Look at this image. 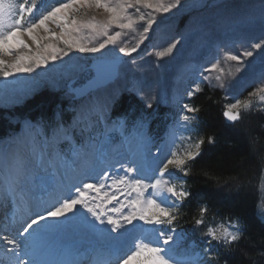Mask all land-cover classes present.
Instances as JSON below:
<instances>
[{
  "label": "snow or ice",
  "instance_id": "snow-or-ice-1",
  "mask_svg": "<svg viewBox=\"0 0 264 264\" xmlns=\"http://www.w3.org/2000/svg\"><path fill=\"white\" fill-rule=\"evenodd\" d=\"M181 7L182 0H57L55 6L40 12L37 0H0V79L48 68L50 63L71 58L74 52L104 55L105 50H114L113 66L121 57L133 58L131 62L135 63L141 46L151 39L153 25L158 27L166 14ZM91 10L104 14L102 23L96 22L95 16L85 19ZM83 29L100 39L91 45L80 43L75 34ZM45 41H59L63 47ZM180 44V39H174L164 50L148 54L163 59L177 51ZM23 49L30 54H20ZM217 53L218 58L209 66H202L199 77L210 85L214 80L216 86L226 88V77L235 74L225 73L221 63L234 62L235 72H244L256 55L264 57V36L246 45L241 43L236 51L218 46ZM70 91L84 94L76 88ZM201 91L200 82H196L185 95L191 98ZM137 95L146 108L153 106L154 97L142 91ZM250 97L264 101V72L257 77ZM108 107L83 104L76 110L72 125L66 128L57 124L39 143L22 137L15 142L14 151L0 148V205L12 207L0 224V264H72L66 259L69 253L51 239L67 226L65 221L70 217H77L78 223L100 238L99 245L89 250L93 264H199L201 258L217 260L211 252L213 241L227 250L241 239L238 227L208 229L205 235L209 237V247L204 249L203 257L200 253L181 257L173 253L184 238L177 230L178 211L192 195L182 182H177L174 173L187 176L189 162L201 154L205 143L202 137L193 142L192 135L182 134L195 132L192 125L197 120V107L182 103L169 139L156 146L154 152L149 149L147 155L144 148L153 142L143 133L144 122L138 121L133 157L107 166V155L118 152L119 144L107 135L101 142L89 135L77 144L70 132L81 126L87 130L101 116L106 118ZM251 107V99L235 98L223 106L222 115L235 124ZM116 125L124 126L122 120ZM25 128L37 130L38 126L26 121ZM63 141L70 144L68 152L58 147ZM177 141L190 146L177 152ZM123 142L127 143V138ZM207 142L215 143V137L209 136ZM96 159L106 166L97 170ZM35 167L45 174L39 181L33 179ZM78 176L84 178L77 179ZM208 212L207 206H201L194 223L203 225Z\"/></svg>",
  "mask_w": 264,
  "mask_h": 264
},
{
  "label": "rangeland",
  "instance_id": "rangeland-1",
  "mask_svg": "<svg viewBox=\"0 0 264 264\" xmlns=\"http://www.w3.org/2000/svg\"><path fill=\"white\" fill-rule=\"evenodd\" d=\"M8 2L10 0H5V3ZM11 2L18 3L19 0H11ZM37 2L40 12H44L57 4V0H37ZM92 16H95L96 22L98 23H102L104 20V14L97 10L89 11L85 19H89ZM153 29V32L150 33L151 39L145 41V45L141 46V52L136 54L135 63H132L133 58L129 57L121 66L120 77L115 83L91 93L82 100L74 101L73 94L68 92V82L80 76L92 60L97 58H114V50L112 52L105 50L104 55L99 53L92 55L74 52L71 58L65 57L64 62L56 64L50 63L48 68L38 69L37 71L39 73L36 76L33 75L35 73H31L8 80L0 79V113L6 115L11 125L18 126L19 132L24 129V122L28 119L26 115L29 114L27 112L23 113L18 109L45 92L55 93L64 103L63 106L62 104L59 105L53 127L57 124H63L67 128L72 125L76 110L81 105L91 103L97 105L107 104L109 107L106 118L101 116L99 121H94L87 130H83L81 126L73 128L70 132L72 141L77 144L81 143L89 135L94 136L97 142L103 141L107 135L111 137L114 143L119 144L118 152L108 154L107 157L112 162L111 164L107 162V166L116 164L119 160L133 157L136 149V125L138 121L144 122L143 133L145 132L146 137H149L153 142L151 146H145V155L148 154L149 149L154 152L159 142L167 134L169 135L170 130L175 129L176 121L181 111V104L191 103L193 105L192 101L194 97L206 89L210 92L217 91L222 94L225 104L234 102L235 98H239L242 101L251 99L252 107L244 112L243 116L261 115L264 119V101H260L256 97H250V93L255 90L257 77L261 72H264V57H261L259 54L256 55L252 59V63L241 73L235 72L236 65L234 62L223 61L221 67L225 70V73L231 71L235 74L234 76L226 77V88L216 86L217 82L214 80L210 85L199 77L202 66H209L214 58H218V46L236 51L241 43L246 45L249 41H255L261 36H264V0H182V7L173 9L171 13L166 14L163 22L159 23L158 27L157 25H153ZM75 38L80 43L88 45L94 44L100 39V37L88 29H83L80 33L75 34ZM174 39H180L181 44L177 46L178 50L172 55L163 59H157L155 56L148 54L153 51L164 50L169 42ZM49 42L63 47L59 41H45L44 43ZM20 54L30 53L26 49H23ZM25 80L27 81L25 82ZM196 82H200L202 91L194 97H187L185 95L186 91ZM140 91L147 97H154L151 108H146L144 101L137 95ZM122 95H126L130 100L135 98L139 103L141 118H136L133 123H129L123 118L112 120L110 117L114 104ZM132 101L134 100L132 99ZM64 104H69V107L65 109ZM31 112H34V110ZM64 112H69L72 115V120L69 123L61 120V115H64ZM196 116L197 120L192 125L195 132L182 133L185 136L192 135L193 142H196L198 138L202 137L199 130L198 113ZM154 117L158 120L154 128L158 129V131H161L163 128L161 134L164 132L165 135L162 136L160 134L161 138L159 139L149 132L150 123H155ZM121 120L125 126L123 128H119L116 125V122ZM39 121L38 123H40ZM33 125L38 126V129H29V133L37 143L43 140L45 134L50 135L53 128L45 127L43 131H40L41 128L37 123H33ZM41 125L43 126V124ZM37 131H40L39 133L41 134L37 135ZM18 132H13L1 139L0 144L2 143V145H0V148L6 149L7 151L12 145L16 146V141H14L15 144L8 145L7 140L18 136ZM37 136L39 139H37ZM125 138H127V144L123 142ZM189 146L188 142L181 143L177 141L174 150L183 152ZM58 147L68 152L70 144L68 141H63ZM201 151L202 145L200 153ZM95 164L97 170L106 166L101 162V159H96ZM36 168L41 170L39 167ZM44 175L42 171H36L34 168V180L39 181ZM174 176L178 178V183L182 182L185 188L188 189L186 176L183 173L176 172ZM78 177L77 179H83V176ZM262 209H264V175L261 181V201L258 208L259 215L264 220V215L261 214ZM9 213V208L3 210V215ZM77 221L78 218L74 217L73 222L77 223ZM144 227L148 228L150 226L145 225ZM237 227L240 228L236 222H218L208 226L207 231L208 229L220 231L225 228L234 230ZM177 230L181 232L179 231L180 229L177 228ZM185 234L178 246L174 247L173 253L177 257L185 254L200 253L203 257L204 249L209 247V237L203 235V239L190 241L187 240V233ZM91 237L94 241L95 239H99L98 241H100L96 233H93ZM80 238L76 241L79 248H83L87 243V238ZM90 240L92 241V239ZM219 245L223 246L216 241L212 242L211 252L213 254L216 246ZM94 247H97V245ZM0 259H3V257L0 256ZM213 262V260L206 258L199 260V264H213ZM86 264H89V262Z\"/></svg>",
  "mask_w": 264,
  "mask_h": 264
},
{
  "label": "trees",
  "instance_id": "trees-1",
  "mask_svg": "<svg viewBox=\"0 0 264 264\" xmlns=\"http://www.w3.org/2000/svg\"><path fill=\"white\" fill-rule=\"evenodd\" d=\"M132 99L123 95L113 116L129 120L140 116L138 102ZM224 101L222 94L207 89L192 101L199 109V130L205 143L201 154L189 164L186 182L192 195L178 211L177 226L190 238L203 239L213 223L238 222L241 239L227 250L216 246L213 264H264V220L258 211L264 175V119L249 115L228 124L222 115ZM63 103L57 94L45 92L18 110L32 119L52 121ZM17 130L18 126L0 113V139ZM209 136L215 137V143L207 142ZM201 206H207L209 212L205 223L196 225Z\"/></svg>",
  "mask_w": 264,
  "mask_h": 264
},
{
  "label": "bare ground",
  "instance_id": "bare-ground-1",
  "mask_svg": "<svg viewBox=\"0 0 264 264\" xmlns=\"http://www.w3.org/2000/svg\"><path fill=\"white\" fill-rule=\"evenodd\" d=\"M54 26V25H52ZM49 67V66H48ZM44 69V68H43ZM35 74L33 75H38V71L34 72ZM42 73V72H41ZM41 77V76H40ZM27 80H25L26 82ZM25 125V124H24ZM23 125V127H24ZM22 127V128H23ZM174 129V128H173ZM172 129V130H173ZM18 136H16L15 138H11L9 140H7V144L11 145L12 143H14V141H17L20 138H25V139H33L32 135L29 133V129L25 128L21 131L18 132ZM169 139V135L167 134L164 138V140L162 142H164L165 140ZM161 142V143H162ZM127 144V143H126ZM152 144V143H151ZM151 144H147L146 147L151 146ZM2 145V143L0 144ZM6 145V144H4ZM126 146V145H125ZM16 149L15 145H12L10 147V149H8V152H12ZM6 150V149H5ZM108 156V155H107ZM126 157V156H125ZM107 162L109 164H111V160L109 159V157L106 158ZM109 160V161H108ZM36 171H41L39 169H37L35 167ZM79 178V177H78ZM84 178V177H83ZM9 207L10 208V212L12 211V207L11 205H0V224H2L3 218L5 215H3V210ZM22 212V209H21ZM73 218L74 217H70L68 221H65V224L67 225L65 228H63L62 230L55 232L52 236L51 239H55L56 242L54 243L56 246H58L59 248H62L64 250H66L69 255L66 257V259H68L69 261L72 262V264H80L79 262L81 261V259L83 258H87L88 255H90V252L87 250V246L88 245H99L100 241H98L99 239H95V241L93 240V238L91 237L93 235V232L90 231L89 229H87L86 227H84L82 224H79L78 222H73ZM80 237H85L86 239V245L83 248H79L78 243H77V239H79ZM89 237H91L90 239H92V241L90 239H88ZM82 239V238H80ZM94 245V246H95ZM82 247V246H81ZM78 249V250H77ZM84 250V251H82ZM83 253V254H82ZM82 254V256L80 257V259H78V255ZM90 259H92V257H90ZM94 259V258H93Z\"/></svg>",
  "mask_w": 264,
  "mask_h": 264
},
{
  "label": "water",
  "instance_id": "water-1",
  "mask_svg": "<svg viewBox=\"0 0 264 264\" xmlns=\"http://www.w3.org/2000/svg\"><path fill=\"white\" fill-rule=\"evenodd\" d=\"M141 52V50H140ZM138 52V53H140ZM137 53V54H138ZM129 57H121L120 62L113 66L114 58H97L83 70L82 74L68 82V92L73 94L70 89L76 88L83 90V95H74L75 101L87 97L90 93L115 83L120 77V68ZM226 120V119H225ZM228 124H232L226 120ZM237 121L236 123H238Z\"/></svg>",
  "mask_w": 264,
  "mask_h": 264
}]
</instances>
